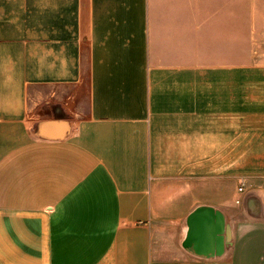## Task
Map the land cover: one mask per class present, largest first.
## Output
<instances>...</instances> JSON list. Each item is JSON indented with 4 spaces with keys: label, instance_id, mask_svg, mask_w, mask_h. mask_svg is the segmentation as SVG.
Here are the masks:
<instances>
[{
    "label": "crops",
    "instance_id": "crops-1",
    "mask_svg": "<svg viewBox=\"0 0 264 264\" xmlns=\"http://www.w3.org/2000/svg\"><path fill=\"white\" fill-rule=\"evenodd\" d=\"M236 22L0 0V264H264V59L237 60Z\"/></svg>",
    "mask_w": 264,
    "mask_h": 264
},
{
    "label": "rangeland",
    "instance_id": "rangeland-1",
    "mask_svg": "<svg viewBox=\"0 0 264 264\" xmlns=\"http://www.w3.org/2000/svg\"><path fill=\"white\" fill-rule=\"evenodd\" d=\"M253 1L236 0V55L237 60L264 59V42L262 47H257L249 36V7ZM252 56V57H251Z\"/></svg>",
    "mask_w": 264,
    "mask_h": 264
},
{
    "label": "built area",
    "instance_id": "built-area-1",
    "mask_svg": "<svg viewBox=\"0 0 264 264\" xmlns=\"http://www.w3.org/2000/svg\"><path fill=\"white\" fill-rule=\"evenodd\" d=\"M240 190H242L243 189V186H240V188H239Z\"/></svg>",
    "mask_w": 264,
    "mask_h": 264
}]
</instances>
